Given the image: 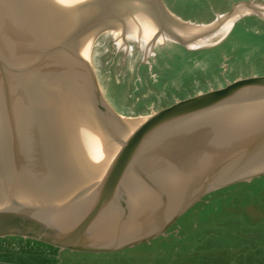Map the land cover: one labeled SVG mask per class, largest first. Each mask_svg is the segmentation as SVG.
<instances>
[{"label": "water", "instance_id": "1", "mask_svg": "<svg viewBox=\"0 0 264 264\" xmlns=\"http://www.w3.org/2000/svg\"><path fill=\"white\" fill-rule=\"evenodd\" d=\"M66 1L77 19L72 0ZM30 23L14 8L0 16V82H8L6 67L21 71L54 62V68L70 73L87 108H97L94 129L103 144L117 146V156L123 152L127 157L121 165L115 160L105 174L67 169L83 162L79 151L68 148L76 140V123L69 141L43 147L31 138L41 135V122H48L33 116L42 104L33 97L30 106L35 109L22 118L21 108L12 106L0 87V128L7 134L0 132V239H28L73 253L118 252L164 236L207 194L264 175V114L249 112L264 111V78L236 83L148 117L124 119L99 97L85 62L70 51V41L24 52L21 35ZM8 29L21 35L12 38ZM61 78L54 76V86H65ZM140 119L143 124L132 130L131 121ZM23 121L28 124L20 133ZM184 121L186 131L169 137L167 144L151 152L139 150L151 132ZM26 132L31 142L23 144ZM58 150L60 158L57 152L51 155ZM138 152L141 158L133 162Z\"/></svg>", "mask_w": 264, "mask_h": 264}, {"label": "rangeland", "instance_id": "2", "mask_svg": "<svg viewBox=\"0 0 264 264\" xmlns=\"http://www.w3.org/2000/svg\"><path fill=\"white\" fill-rule=\"evenodd\" d=\"M94 1L73 5L76 17L82 21L51 47L71 39L70 48L86 40L84 69L99 97L124 119L148 117L236 83L264 78V0ZM92 3L95 10H100L91 11L88 19L89 13L82 7ZM133 5L151 29L148 37L142 35L137 17H132ZM71 28L72 25L68 30ZM65 87H59L62 93ZM67 96L72 95H64V100L85 108L81 95ZM90 108L93 116L99 115L97 108ZM143 121L132 120V130ZM172 128L155 130L144 142L149 149L154 143L167 144ZM229 233L260 236L253 237L252 245L243 248L237 241L230 245ZM1 239L4 240L0 244L23 241L16 237ZM32 243L39 249L31 247L28 254L54 249L37 241ZM229 246L235 249L233 264H264V175L207 194L181 215L164 236L132 249L97 255L121 256V264H227ZM241 250L245 251L237 255L236 251ZM55 252L59 262L54 264L65 263L67 257L74 264H86L81 260L89 257L66 250L54 249ZM33 262L28 259L24 264Z\"/></svg>", "mask_w": 264, "mask_h": 264}, {"label": "bare ground", "instance_id": "3", "mask_svg": "<svg viewBox=\"0 0 264 264\" xmlns=\"http://www.w3.org/2000/svg\"><path fill=\"white\" fill-rule=\"evenodd\" d=\"M84 1L86 0H72V4L75 5L76 3H83ZM117 1L118 0H116L115 2ZM95 2L96 0L94 1V3ZM94 3H92L88 7H86V5L82 7V9L86 11V14L89 13L88 15L85 14L88 17V19L90 18L89 17L90 12L95 10V8L92 6L94 5ZM8 7L14 8V10L21 11L23 20L27 24L31 22L29 25H27V28L25 30L26 33H24L23 35L18 34L19 32L13 31L12 29L11 30L8 29L9 31H7L10 34V36H12V38L13 37L16 38L19 35H21L22 42L20 41L19 42L20 45L23 46L22 49L26 54L30 52L36 53L37 50H42L43 48L47 49L51 47L52 43L59 41L61 38L65 37L68 33H71L75 29L74 25L82 21L79 18L77 19L75 18L66 0H0V16L1 15L3 16V14L6 11V8ZM130 9L132 10L131 11L132 13L131 12L130 13L134 15L132 17H137L139 21L138 23L140 24V27L143 30L142 35L148 37L149 33L151 32V29L146 24L147 22H145V19L142 16L143 14L141 15V12L136 10V6L134 5L130 7ZM97 10L100 9L96 8L95 12ZM70 25H72V28L68 30V27ZM138 26L137 29L139 30L140 28ZM22 37L25 41L22 39ZM68 41L71 42V39H68ZM87 44L88 42H86V40H81L80 43H77L73 46L71 45L72 47L70 46L69 48L70 51L73 53L75 59L79 60L81 64H83L86 61ZM4 46L7 47L10 45L5 43ZM53 64L54 62L52 64L49 62V63L40 64L41 67L29 66L30 69L28 67L25 69L24 67V70L21 71H16L15 70L16 68L14 67L12 68L6 67V72L7 74H9L7 77L8 82L4 81V84L0 82V87L2 88V90H5V93L8 95L10 102L13 103L12 106L15 105L21 108L19 112H22L23 114L22 118H24L25 115L28 116L29 112L31 113V110L33 111L35 109L34 104L30 106L31 104L30 101L33 100V97L36 100L38 99V103L42 104L40 105V108L38 110L36 109L34 111L33 116L34 118H37V114H38V116L40 115V118L46 119L48 120V122L46 123L41 122V125L39 126L38 129L39 132H41V135L32 136L31 137L32 140L34 141L35 139L37 144L41 146H43L44 144L43 147H55L61 145L69 141L72 134V126L74 123H76V131H77L76 140L71 145H69L68 148L71 147L70 148L71 150H74L76 152L79 151V153L81 154L80 156L83 157L81 158L83 159L82 160L83 162L80 161V164L78 166H73V165H71L70 167L68 166L69 168L67 169H72L75 171H82V172L105 174L109 166L115 160H116L115 162L121 165L122 162L124 161V158H126L127 155H125L123 152H120V154L117 156L118 151H120L118 150L119 148L117 146L106 147V145L103 144L102 140L97 135V130H95L93 128L94 126L92 125L95 118L98 117L95 114L94 115L96 117H94L91 110H89L86 106L84 108L81 104L77 102H71L67 98L64 100V95L67 94L72 95V96H67L71 98L77 94L81 95V92L78 88V85L76 83L74 85L71 82V79L69 78L70 73L67 72L64 73V69L54 68ZM62 73H64V75ZM54 76L62 77L61 79L66 85V88L63 91L64 93H62L59 87L54 88ZM54 92H58V93H54ZM59 99L61 100V102L57 101ZM12 110L14 109L12 108ZM261 111L262 110H249L250 114L253 115L255 114L257 116L264 114V111L263 112ZM92 118L94 119L93 121ZM193 118H194L193 120L197 119L195 117ZM203 118L204 117H200V119ZM23 122L24 123H20L22 125L20 127L21 128L20 133L24 130V128L28 124L26 123L27 121H23ZM186 125L187 124L184 121L174 126H171L173 127L172 134H169L168 136L172 137L173 135L182 133L184 130L186 131L188 126ZM0 130L2 133L7 135L5 133V130H3V127H1ZM26 134L27 132L22 137L23 144H27L25 141L27 142L29 141L28 143L31 142L30 138L27 137ZM50 135H52V140L47 139L49 138ZM100 142H102V144ZM152 146L153 148L151 147V149L147 151L151 152L155 149H158L157 144L154 143ZM148 148L149 147L147 145V142H144L139 147V150L144 151ZM60 151L61 150L55 151V154L54 151H52L51 155H56L57 152L58 157L56 158H60L59 156L62 155ZM139 156H140L139 152L138 154H134L132 157L133 162H136L138 159H140L141 157ZM75 157L76 156L74 155V158ZM55 161L56 160H54V162ZM57 161L59 163H62L60 159H57ZM84 162L86 163V167L81 166L84 165ZM114 168H117V164Z\"/></svg>", "mask_w": 264, "mask_h": 264}, {"label": "crops", "instance_id": "4", "mask_svg": "<svg viewBox=\"0 0 264 264\" xmlns=\"http://www.w3.org/2000/svg\"><path fill=\"white\" fill-rule=\"evenodd\" d=\"M258 236L260 235L259 234H249L248 235L244 233L240 235H235L233 233H229L227 236V241H230V245H233L235 241L241 242L239 246H242L244 248L245 245H249V246L252 245V242L254 241L253 237H258ZM10 238H14V237H10ZM0 240L3 241L4 239H0ZM21 240L23 241L22 242L9 241V243L4 242L0 244V264H24L28 259H33L34 262L32 264H54V261H57L58 258L57 259L55 258L57 257V253L56 252L54 253V249L47 248L44 250L40 248L44 251L41 250L39 254H37V252L36 254H32V253L28 254L29 248L36 247V246L34 243H32V241L31 243H27L28 240H25V239H21ZM37 248L39 249V247H36V250H38ZM129 249H132V248H129ZM228 249H229L230 255L227 256V261H228L227 264H233L232 260H234V254H235L234 250L235 249L232 250L230 246ZM244 251L245 250H241V252L239 253L238 251L236 252H237V255H241ZM244 255L245 254H243V256ZM103 256L105 255L89 254L88 259H82L81 261L84 260L86 264H110V261H113L111 262V264H121L123 261V258L121 256H118V257L116 256L115 257H103ZM79 260L80 258L77 261ZM71 261H73V259L71 257H67L65 259V263L63 262V264H74ZM174 264H177V262Z\"/></svg>", "mask_w": 264, "mask_h": 264}, {"label": "flooded vegetation", "instance_id": "5", "mask_svg": "<svg viewBox=\"0 0 264 264\" xmlns=\"http://www.w3.org/2000/svg\"><path fill=\"white\" fill-rule=\"evenodd\" d=\"M21 239V238H20ZM25 240H28V239H25ZM31 241H33V240H31ZM33 242H36V241H33ZM55 249V248H54ZM59 251V250H58Z\"/></svg>", "mask_w": 264, "mask_h": 264}]
</instances>
